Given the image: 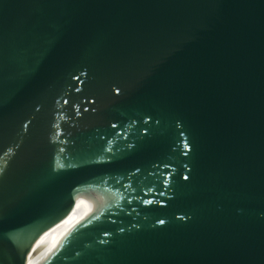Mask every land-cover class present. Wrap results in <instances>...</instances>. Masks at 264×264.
<instances>
[{"label":"water","instance_id":"95a60500","mask_svg":"<svg viewBox=\"0 0 264 264\" xmlns=\"http://www.w3.org/2000/svg\"><path fill=\"white\" fill-rule=\"evenodd\" d=\"M0 264H264V0H0Z\"/></svg>","mask_w":264,"mask_h":264}]
</instances>
